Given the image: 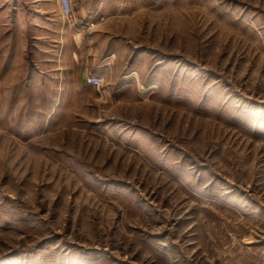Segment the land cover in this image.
<instances>
[{
  "label": "rangeland",
  "instance_id": "374dc122",
  "mask_svg": "<svg viewBox=\"0 0 264 264\" xmlns=\"http://www.w3.org/2000/svg\"><path fill=\"white\" fill-rule=\"evenodd\" d=\"M0 0V264H264V0Z\"/></svg>",
  "mask_w": 264,
  "mask_h": 264
},
{
  "label": "built area",
  "instance_id": "2783aa9c",
  "mask_svg": "<svg viewBox=\"0 0 264 264\" xmlns=\"http://www.w3.org/2000/svg\"><path fill=\"white\" fill-rule=\"evenodd\" d=\"M63 4H64V12L67 16L72 15L73 13V3L72 0H63Z\"/></svg>",
  "mask_w": 264,
  "mask_h": 264
}]
</instances>
